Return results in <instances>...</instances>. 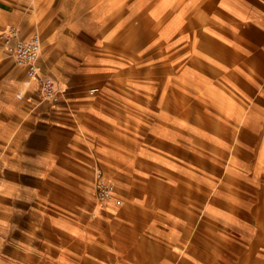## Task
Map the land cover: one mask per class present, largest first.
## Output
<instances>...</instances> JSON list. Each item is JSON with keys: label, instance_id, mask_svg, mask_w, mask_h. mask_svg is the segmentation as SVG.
Here are the masks:
<instances>
[{"label": "crops", "instance_id": "0c3cea01", "mask_svg": "<svg viewBox=\"0 0 264 264\" xmlns=\"http://www.w3.org/2000/svg\"><path fill=\"white\" fill-rule=\"evenodd\" d=\"M9 28L59 93L0 88V264H264V0H0Z\"/></svg>", "mask_w": 264, "mask_h": 264}, {"label": "built area", "instance_id": "2783aa9c", "mask_svg": "<svg viewBox=\"0 0 264 264\" xmlns=\"http://www.w3.org/2000/svg\"><path fill=\"white\" fill-rule=\"evenodd\" d=\"M3 47L7 55L19 66L25 69L28 79L39 80L40 68V44L37 37L28 41L18 38L16 29L9 28L0 35ZM40 91L45 99H54L58 93V86L50 79L40 80ZM115 187L104 179L101 169L95 170L94 192L99 201H107L111 198Z\"/></svg>", "mask_w": 264, "mask_h": 264}, {"label": "rangeland", "instance_id": "374dc122", "mask_svg": "<svg viewBox=\"0 0 264 264\" xmlns=\"http://www.w3.org/2000/svg\"><path fill=\"white\" fill-rule=\"evenodd\" d=\"M27 77L21 67H19L13 59H11L7 53L3 51L0 46V88L6 87L7 91H12L14 88L13 85L8 84V81H13L14 84H17L16 100L20 103L21 107H25V103H38L40 101L53 103L54 99H45L41 94V89L39 93L37 92V85L33 91L27 90L26 81ZM2 89H0V117L3 115V111L6 107V104H9L11 100L4 98L2 96ZM10 117L6 118V124L9 127L12 125Z\"/></svg>", "mask_w": 264, "mask_h": 264}]
</instances>
